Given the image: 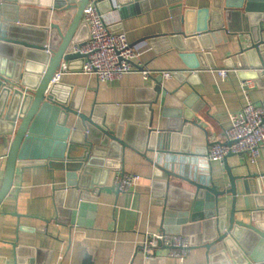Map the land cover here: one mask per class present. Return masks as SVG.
Segmentation results:
<instances>
[{
    "label": "water",
    "instance_id": "obj_1",
    "mask_svg": "<svg viewBox=\"0 0 264 264\" xmlns=\"http://www.w3.org/2000/svg\"><path fill=\"white\" fill-rule=\"evenodd\" d=\"M143 1L80 0L72 5L76 11L62 31L58 24L44 28L23 25L18 16L21 5L55 9L64 4L61 0H0V147L8 143L0 203L10 192L16 167L43 164L65 172V185L53 196L56 218H68L75 225L87 210H95L97 189V194L102 189L120 193L104 186L111 170H120L125 149L141 154L150 151L158 156L159 163L149 159L155 173L166 175L163 183L152 185L158 191L153 197L172 225L165 220L163 231L188 236L193 248H205L210 264H264V174L233 177L225 167L229 186L220 190L200 169L192 168L190 173L187 166L181 174L172 169L169 156L178 149L180 154L190 152L189 130L197 111L191 103L197 100L193 93L185 95L181 87L168 92L159 79L144 104L93 106L86 114L80 112L71 88L52 82L62 62L66 72L74 69V63L82 69L84 56L69 54L68 48L88 40L87 25L81 18L89 2L107 16ZM262 1L209 0L208 8L192 11L182 9V0H173L177 4L174 10L180 13L176 27L170 35L152 37V46L181 51L185 69L172 77L179 75L180 84L193 88L198 71L216 69L211 60L214 38L248 32L250 43L236 56L238 77L264 85V42L257 26ZM155 106L161 117L171 121L162 130L152 127ZM229 156L233 155H227L223 163ZM226 196L232 203L228 212L218 202ZM237 197H241V209H236ZM19 257L14 264H40L35 256Z\"/></svg>",
    "mask_w": 264,
    "mask_h": 264
},
{
    "label": "crops",
    "instance_id": "obj_2",
    "mask_svg": "<svg viewBox=\"0 0 264 264\" xmlns=\"http://www.w3.org/2000/svg\"><path fill=\"white\" fill-rule=\"evenodd\" d=\"M61 1L64 4L59 3L55 9L21 5L19 23L33 28L58 24L62 31L65 30L76 11L72 5H77L80 0ZM181 4L182 9L194 11L208 8L210 2L182 0ZM176 6L173 0H145L137 7L125 6L105 16L109 27L115 32L125 33L131 44L147 43V50L133 63L152 74L143 78L140 73L134 72L119 80L103 83L93 75L82 74L74 63V69L62 74L57 82L71 88L80 112L87 114L93 106L144 104L151 97L154 81L160 79L158 73L185 69L179 49H165L162 45L152 46L151 43L152 37L173 33L180 14L174 10ZM262 10L257 26L264 42V0ZM250 40L248 32L216 36L210 43L214 46L211 60L216 69L198 71L193 79V88L180 84L179 75L161 79L168 92L181 87L185 95L193 93L197 99L191 101L197 111L193 114V126L189 130L190 152L180 154L178 149L176 154L169 156L176 174L183 173L187 166L190 173L192 168L199 167L207 181L213 182L220 190L229 186L225 167L229 168L233 177L264 174V148L260 149L256 163L251 165L238 155L227 157L225 163L216 162L207 166L203 158L211 141H224L223 131L229 126L228 115L240 110L246 102L245 97L255 104L264 101V85L254 80H240L237 73L239 63L236 56L248 47ZM231 64L233 67H230ZM218 70H227V77L221 78ZM154 109L152 127L162 130L171 121L160 116L161 110L157 106ZM7 146L8 143L0 147V188L5 175ZM122 153L120 170H111L104 187L112 189L113 179L119 172L140 175L139 183L129 193L117 195L104 189L97 194V189L94 192L97 195L95 210H87L75 225L70 224L68 218H56L53 196L56 189L64 187L65 172L43 164L16 167L10 192L0 203V264H14L17 256L23 259L35 256L40 264H210L203 247L192 248L183 262L169 257L168 250L162 247L147 260L137 251L146 233L162 231L165 220H170L164 215L159 200L153 197L158 191L152 186L163 183L166 175L155 173L149 159L157 161L158 156L152 152L141 154L128 148ZM171 184L193 190L182 182L172 181ZM157 189L160 188L157 186ZM218 202L220 206H226L227 212L230 210L232 203L229 196L220 197ZM235 203L236 209L242 208L241 197H237ZM170 223L168 226H172Z\"/></svg>",
    "mask_w": 264,
    "mask_h": 264
},
{
    "label": "built area",
    "instance_id": "obj_3",
    "mask_svg": "<svg viewBox=\"0 0 264 264\" xmlns=\"http://www.w3.org/2000/svg\"><path fill=\"white\" fill-rule=\"evenodd\" d=\"M81 19L87 25L88 40L70 45L68 53L84 56L80 70L82 74L93 75L98 82L103 83L119 80L126 74L134 72L140 73L143 78L152 74L144 67L133 63L147 50V43L143 41L131 44L125 33L111 31L105 22V16L99 13L93 2H89L84 7ZM66 69V64L62 62L52 82L56 83L60 76L66 73ZM217 72L221 78L227 77V70ZM176 73L177 71H161L158 74L160 79H168ZM245 98L246 102L240 110L228 115L229 126L223 131L224 141L215 139L210 142L208 152L203 157L206 166L210 163L223 162L229 154L243 157L250 165L256 163L260 157V149L264 148V101L255 104ZM140 179L141 176L138 174L119 172L115 175L111 188L120 193H129L137 186ZM142 240L137 251L146 260L162 247L168 250L169 257L183 262L189 257L193 248L188 236L163 230L158 233H146Z\"/></svg>",
    "mask_w": 264,
    "mask_h": 264
}]
</instances>
